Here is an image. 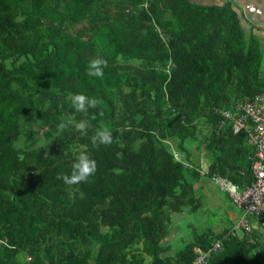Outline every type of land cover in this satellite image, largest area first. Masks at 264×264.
Segmentation results:
<instances>
[{
  "label": "trees",
  "instance_id": "16d2710c",
  "mask_svg": "<svg viewBox=\"0 0 264 264\" xmlns=\"http://www.w3.org/2000/svg\"><path fill=\"white\" fill-rule=\"evenodd\" d=\"M97 56L102 79L86 74ZM260 61L229 1L0 0V264H189L217 239L202 264H264L254 226L168 242L174 216L200 208V175L250 181L245 132L217 109L264 90ZM78 93L103 102L84 117ZM68 116L87 119V135L58 133ZM102 127L113 142L93 147ZM37 129L43 144H14ZM186 144L203 148L205 174ZM82 151L96 172L69 187L57 177Z\"/></svg>",
  "mask_w": 264,
  "mask_h": 264
},
{
  "label": "built area",
  "instance_id": "2783aa9c",
  "mask_svg": "<svg viewBox=\"0 0 264 264\" xmlns=\"http://www.w3.org/2000/svg\"><path fill=\"white\" fill-rule=\"evenodd\" d=\"M225 121L230 122L233 132L243 130L246 141L253 150L251 159V179L243 187L230 182L226 178L212 174V182L222 191H225L230 202L240 210V215L233 227L227 231L231 235L236 228L249 231L252 223L249 216L254 217L261 236L259 242L264 245V90L254 93L250 97L236 100L230 109H217ZM173 157L178 159V153L172 151ZM183 167L191 165L182 160ZM200 173L205 174L206 168H200ZM251 240V237L249 238ZM220 248V239L215 240L206 251L195 248L196 255L189 264H202L209 251Z\"/></svg>",
  "mask_w": 264,
  "mask_h": 264
},
{
  "label": "rangeland",
  "instance_id": "374dc122",
  "mask_svg": "<svg viewBox=\"0 0 264 264\" xmlns=\"http://www.w3.org/2000/svg\"><path fill=\"white\" fill-rule=\"evenodd\" d=\"M42 129H37V132L31 135L18 136L14 144L16 146H20L27 141L35 140L34 145L37 143H44L41 137ZM186 144L189 154L192 158L194 156L199 157L201 152H204L203 148L200 146L197 151L193 145ZM179 156H183L180 154ZM202 156V155H201ZM203 160V158L201 157ZM204 161V160H203ZM200 165L202 167L203 163L200 161ZM201 168V167H199ZM205 168V167H204ZM201 176V175H200ZM199 185H201V189H196L197 196H199V207L194 212H182L180 215H175L172 221L171 229L168 235V242L172 247H177L183 244L182 240H186L192 237V235L200 230H204L207 227H210L212 230H216L217 228L223 227H233L237 221V219L230 223L228 220L224 219V211L226 212L231 210L232 212H239L236 207L229 201L226 196L227 193L218 189V187L210 180V178L206 176H201L199 179ZM238 215V216H239ZM241 228H236V232H240ZM169 250L168 252H171Z\"/></svg>",
  "mask_w": 264,
  "mask_h": 264
},
{
  "label": "clouds",
  "instance_id": "9594fccd",
  "mask_svg": "<svg viewBox=\"0 0 264 264\" xmlns=\"http://www.w3.org/2000/svg\"><path fill=\"white\" fill-rule=\"evenodd\" d=\"M107 66V61L104 58L100 56L94 57L90 59L86 65V74L89 77L102 79L104 76V68H106ZM68 99L71 106L76 110V112L82 114V116L84 117L87 116L89 109H95L103 102L100 98L88 97L82 93L70 94ZM89 127L90 124L87 119L81 118L79 120H76L74 117L68 116L66 119H62L57 124V132L63 133L65 130L71 128L81 135H87ZM89 140L93 147H98L100 145L107 146L113 142V136L107 127H102L96 129L95 133L89 137ZM173 150L176 151L172 148V151ZM179 155L180 153H178V159L176 160L181 162L182 160H184V157H181ZM200 167L202 166L200 165ZM96 169V161L92 159L86 151H82L74 156L70 174H61L57 177V179L62 180L65 185L71 187L81 182H86L89 177L95 174Z\"/></svg>",
  "mask_w": 264,
  "mask_h": 264
},
{
  "label": "crops",
  "instance_id": "0c3cea01",
  "mask_svg": "<svg viewBox=\"0 0 264 264\" xmlns=\"http://www.w3.org/2000/svg\"><path fill=\"white\" fill-rule=\"evenodd\" d=\"M196 5H220L225 1H229L233 8H235L238 15H240V21L246 32L248 30L257 38L258 46L260 48L261 61H260V75H264V0H188ZM247 142V141H246ZM201 152L203 166L206 167L208 160ZM203 167V168H204ZM201 177V176H200ZM193 181V186L196 189H201L199 185V179ZM228 197V195H226ZM229 199V197H228ZM230 201V200H229ZM236 207V206H235ZM237 210H239L236 207ZM239 212H232L231 210L224 211V219L233 223L238 218ZM252 224L260 233L259 226L254 218L251 219ZM221 228V227H220ZM219 229V228H217Z\"/></svg>",
  "mask_w": 264,
  "mask_h": 264
}]
</instances>
